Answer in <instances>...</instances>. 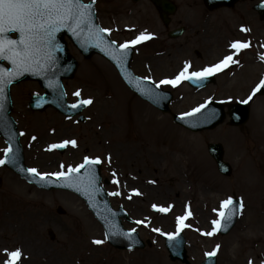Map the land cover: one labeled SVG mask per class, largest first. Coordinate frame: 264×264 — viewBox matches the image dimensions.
<instances>
[{"label":"rangeland","instance_id":"1","mask_svg":"<svg viewBox=\"0 0 264 264\" xmlns=\"http://www.w3.org/2000/svg\"><path fill=\"white\" fill-rule=\"evenodd\" d=\"M82 1L88 3L93 0ZM174 1L178 6L177 13L171 24L165 27L149 0L137 4L128 0H94L98 23L111 29V37L118 44L135 38L141 32L153 34L151 39L136 46L132 68L136 74L150 78L158 85L163 79H173L186 63L191 65L189 71H198L219 62L225 55L235 52L230 48L234 41L250 43V47L234 56L238 64L215 74L216 84L203 90L190 88L185 80L176 86L160 85L174 95L170 114L154 110L129 92L106 60L94 56L87 61L72 46L70 52L79 61L80 71L72 81L65 83V87L71 102L74 91L79 89H83L84 95L92 100L85 111L88 124L78 128L72 120H64L54 112L30 115L26 95L38 90L34 84L25 83L21 85L23 91L17 88L13 94V117L22 133L27 166L40 173H55L67 171L69 166H78L86 156L100 157L103 179L112 182L106 187L107 191L121 193L111 198L112 206L130 210L132 223L123 222L124 227L127 230L135 228L142 240L151 241V246L144 250H116L107 243L103 228L78 197L61 191H41L0 165L3 182L0 188V264L9 259L5 249L13 251L19 248L22 251L26 246H35L41 256L50 255L53 261L49 264H182L169 259L162 233L177 232V215L184 216L188 211L192 215L185 223L190 226L180 232L186 239L189 264H201L206 253L213 251L216 245H220L216 254L218 264H264V196L257 199L264 189L261 185H264V142L259 138L263 137L264 122L258 126L259 117L264 120V97L248 101L251 115L243 127L230 126L227 117L216 130L194 134L172 122V114H186L207 101L216 100L228 106L247 100L264 75V60L260 59L264 55V20L250 11L253 10L250 5L248 8L242 4L235 12H210L202 0ZM249 1L255 5L264 0ZM246 9L249 11L243 12L245 15L241 17V11ZM178 27H184L186 32L180 38L170 39L168 32ZM196 52L200 55L196 56ZM146 63L151 64V70L143 66ZM49 125L56 126L54 135L47 131ZM155 128L161 130L162 140L168 143V149L170 145L181 144L183 136L199 147L204 160L201 166H207L201 169L200 174L204 177L210 172L213 176L209 180L198 176L189 162L187 151L177 156L179 173L173 170L169 155L162 158L151 150L149 154L144 151L142 156L146 154L147 157L141 156L143 169L152 175L156 167L155 176L168 185L167 191L162 192L158 191L157 185L152 186L155 194L145 195L150 185H146L135 166L117 169L114 165L117 157L125 160L127 152L140 153L143 146L137 144V138L153 139ZM259 131L262 134L258 135ZM64 140L77 141L76 147L69 145L64 156L47 148L48 143L52 145ZM216 143L223 145L224 160L233 169L228 178L218 172L215 161L208 154V144ZM111 144L114 148H110ZM5 148L0 139V159ZM168 149L164 148L165 151ZM183 149L187 150V145ZM128 170L135 176H126ZM245 170L256 172L262 183L246 176L248 185L240 188V175ZM177 175H180V182L174 187L172 183ZM116 180L119 183H114ZM211 187L212 191L204 195L203 190ZM134 189L140 195L130 193ZM229 197L241 198L244 205L236 227L226 237L218 232L212 236L205 235L212 230V221L220 219L219 212L225 209L221 204ZM154 204L169 210L159 211L152 207ZM58 207H62L66 214L59 215L56 212ZM133 208H137L134 214ZM202 212L209 215L204 225H200V217L195 216V213L200 215ZM138 220L144 223L137 224ZM14 221H18L19 226L24 225L23 228L15 227ZM156 228L161 231H153ZM49 231L54 233V240L50 238ZM94 240L104 242L95 244ZM28 262L25 260L20 264Z\"/></svg>","mask_w":264,"mask_h":264},{"label":"water","instance_id":"2","mask_svg":"<svg viewBox=\"0 0 264 264\" xmlns=\"http://www.w3.org/2000/svg\"><path fill=\"white\" fill-rule=\"evenodd\" d=\"M137 1V0H134ZM162 11L172 14L175 11V7L168 2V0H153ZM206 5L210 9H215L221 6H233L237 0H204ZM92 4V24L98 26L96 22L95 4ZM262 15H264V4L255 7ZM100 27V26H99ZM68 35L73 43L84 53L87 57H91L94 54H99L109 60L118 70L124 82L129 88L137 93L142 99L150 102L163 112H169V104L172 101V95L169 92H163L161 89L155 87L150 81H144L136 77L130 68V62L133 57L132 47L125 53L123 49L118 48L116 44H112L109 37L102 33L103 43L97 47L96 41H89L85 34H81L79 37L74 36L68 29H61L55 35L54 43L59 45L53 51L55 57L54 62H50L44 68L47 69V74L41 76L39 71L23 72L19 75H14L10 83L3 85V93L0 94V135L11 147L12 152L7 153V160L4 163L6 167L13 170L23 179L29 183L37 185L39 188L45 190L61 189L75 193L81 199H83L88 205L89 209L93 212L96 219L104 227L107 239L111 245L119 249L130 248H144L145 244L138 239L136 233L127 232L121 225L120 218L127 217L122 209L114 211L109 203L108 194L103 188H101V172L100 164L86 166L76 174L75 179L72 181L74 186H68V182L63 179H52L47 177L46 179L40 176H34L28 172L24 164V155L22 147L19 143L20 135L17 132V127L13 119L9 116L11 112V99L9 97V86L12 83H18L27 78H33L42 81L50 93L56 94L61 97V102L50 100L48 103L58 109H61L63 113L74 115L67 111V105L65 104V96L63 95V87L61 80L65 77H70L74 72V63L68 59L67 49L64 43V36ZM103 49V50H102ZM112 52L113 56L108 55V52ZM11 64V62H10ZM13 65L11 64L12 70ZM189 84L194 88H203L209 83H214L213 77H208L205 80H191ZM257 95H264V89L257 92ZM38 104L41 100H34L32 106ZM229 114L231 117V123L233 125H243L249 119V106L246 104H236L229 107ZM226 117L224 106L218 102H212L202 108L199 112L189 114L184 117H174V121L181 124L193 132H200L204 130H212L224 122ZM209 152L211 156L217 162L220 172L225 176H230L232 173L231 167L223 162V148L220 144L209 145ZM94 173L95 181L94 188H85L88 185L89 177ZM108 183L107 181L105 182ZM1 185V180H0ZM77 187L80 190H77ZM232 208L235 210V215H232L231 220L225 219L223 221V227L219 231L222 235H227L236 225L241 211L239 199L233 200ZM58 212L64 214L62 209H58ZM226 215H230V210L227 208ZM166 239V247L170 252V258L173 261L180 260L183 263L187 262V252L185 249V239L183 235L179 234L174 240ZM204 264H216L214 257H209L208 261Z\"/></svg>","mask_w":264,"mask_h":264},{"label":"snow or ice","instance_id":"3","mask_svg":"<svg viewBox=\"0 0 264 264\" xmlns=\"http://www.w3.org/2000/svg\"><path fill=\"white\" fill-rule=\"evenodd\" d=\"M94 2V0H93ZM92 4L84 3L82 0H0V59L8 60L13 65L11 71L7 69L0 70V94L3 93V85L10 83L14 75H19L23 72L34 71L39 69L44 70V67L50 62L55 61L53 51L59 47L55 44V35L61 29H68L74 36L79 37L81 34H85L89 41H96L97 47L103 43L102 33H111V29L94 26L92 24ZM247 31V29H242ZM17 34L16 38H13L11 34ZM151 33L141 32L134 39L126 41L119 45L121 49L126 53L129 48L142 43L143 41L152 38ZM115 44L116 42H111ZM250 47L249 42L234 41L231 43L230 48L234 49V53L225 55L219 62L210 66L204 67L198 71H189L191 68L190 63H186L183 70L176 75L173 79H163L159 82L160 85H172L176 86L184 80H205L209 76H212L218 72L223 71L232 64H238L239 61L234 58L241 50ZM103 50V49H102ZM116 59V56L112 52L107 53ZM261 60H264V55H261ZM7 73V76L4 75ZM150 79V78H146ZM264 89V79H261L259 83L252 90L251 95L247 100L242 103H248L249 100ZM77 97L81 95L80 91L74 93ZM91 99L81 100L78 104H73V108L81 107L82 105L91 104ZM205 105H200L194 109V112H199ZM35 139V137H33ZM68 145L73 147L77 146L76 140H64L59 144L50 145V149L64 148ZM5 153H11V147L4 150ZM7 160L0 159V165H3ZM110 160V157H109ZM102 163L100 157H84L83 163L76 167L69 166L67 171L55 172V173H40L35 168H30L27 171L34 176H40L46 179L48 176H55L57 179H63L68 182V186H74L72 181L75 179L76 174L86 166L97 165ZM61 167H64L61 165ZM95 176L94 173L89 177L88 185L85 188H94ZM114 183H119L118 180ZM77 190H80L77 187ZM137 195H140L138 190H133ZM113 196L120 195L119 192L111 193ZM131 198V197H129ZM234 201L232 197L223 201L221 208H228L230 215H226L224 211L219 212L220 219L213 220V228L211 231L204 233L205 235L212 236L219 232L223 227V221L225 219L231 220L232 215H235V210L232 208ZM243 202L241 201L240 207L243 208ZM162 212H167L169 209L164 207L152 206ZM192 215L191 211H188L186 215L177 217V232L175 233H162L166 235L169 240H174L176 236L184 228L190 225L185 221ZM137 224H143L144 221L138 220ZM135 232L136 229L131 230ZM153 231L160 232L161 230L156 228ZM102 240H94L95 244H102ZM220 245H216V248L206 253L208 257H213L217 254ZM5 252L9 259L5 264H20L23 253L17 248L16 250L9 251L5 249Z\"/></svg>","mask_w":264,"mask_h":264},{"label":"bare ground","instance_id":"4","mask_svg":"<svg viewBox=\"0 0 264 264\" xmlns=\"http://www.w3.org/2000/svg\"><path fill=\"white\" fill-rule=\"evenodd\" d=\"M263 122H264L263 117L260 116L259 119H258V126H260ZM155 129H156L155 130V133H154L155 136H154L153 139L146 138L144 136H139L137 138V142H139L137 144L143 146V149L141 150L140 153L133 154L132 152H127L126 153L127 156H126L125 160L122 157H117L118 158L117 159V162H115L117 166L114 165L115 168H117V169H119V168H121V169H125V168L129 169V168H131V166H135V169L137 170V173H139L140 176L143 177V179L146 182V185H150V187L148 186L146 188L145 193H144L145 195H148V196H151V195H154L155 194V192H154L155 190L151 188L152 186L157 185L159 192H162V190L167 191L166 187L168 186L164 181L160 180L158 177L155 176L156 175V169H157L156 167L154 168L152 175H149V171L143 169V161L145 159L144 157L145 156L147 157V155L145 154L144 157L142 155L145 152L147 154H149L148 153L149 150H151L152 152H154V154L156 156H158V155L159 156H162V158L165 157V156L168 157L167 155H169L170 158H172L171 161H170L172 163V168H173V170L176 173H179V170H178V167H179L178 160H176L177 159V156L179 154H184L185 151H187V154L190 156V159H189L190 164L193 165L192 167L196 170L198 176L203 177V175L200 174L201 173V169H204L207 166H201V163H203L204 160H203V155H202L201 150L199 149V147H196L195 145H192V143H189L186 140V137L183 136L182 137V143L181 144L179 143V144L170 145V149H168V147H169L168 146V143L166 141L162 140L161 130H159L157 128H155ZM254 132H257V130L254 131ZM260 134H262V132L259 131L258 135H260ZM259 138H260V140L262 142H264V140H263L264 133H263V137L260 136ZM182 145L183 146H186L187 145L188 149L187 150H184ZM119 147H120V145L118 146V148ZM165 147H167L168 151H165L164 150ZM110 148H114V145L111 144L110 145ZM139 162H141V163L139 164ZM119 165H121V166H119ZM123 165H125V166H123ZM132 175H134V174L132 172H130V170H128V175H126V176H130V178H131ZM179 176L180 175H177V177L174 178L175 181H176V182L174 181V184L172 183V185L174 187L179 186L178 185V182H180L179 181ZM212 176L213 175L209 172L203 178L205 180H209ZM246 176H249V177H251L253 179H256L258 181V183H262V182H260L259 176L256 174V172L249 171V170H245L240 175V182L238 183V186L240 188H244V186H247L248 185V183H247L246 180H249V178L246 177ZM181 183L183 184V182H181ZM181 183H179V184H181ZM261 185L264 188L263 183ZM194 187L197 188L198 186L195 185ZM212 188L213 187H211V189L210 188H206V191L203 190V194L204 195L205 194L206 195L209 194L210 193V190L212 191ZM260 194H261V196H258L257 197V199H259V200L264 196V189L261 190V193ZM141 196H143V194H141ZM177 216L180 217L179 214ZM195 216L200 217V220H201V221H199L200 225L206 224L207 223V220L209 219L208 218L209 215H207L204 212H202L200 215L198 213H195ZM17 223H19V222L18 221L17 222L14 221V225H16L15 227L18 226L20 228H23L24 225L20 224V226H19V224H17ZM24 234H25V232H24ZM36 250H37V248L35 246H31V247H29V246L27 247L26 246V247H24V249L22 250L23 256H22L21 261L28 260L29 261L28 264H40L39 262H42V263L45 262L46 264H49L50 262L53 261V258L50 255L45 254V255L41 256V255H39L36 252ZM44 257H45V261H44ZM42 258H43V261H42Z\"/></svg>","mask_w":264,"mask_h":264},{"label":"flooded vegetation","instance_id":"5","mask_svg":"<svg viewBox=\"0 0 264 264\" xmlns=\"http://www.w3.org/2000/svg\"><path fill=\"white\" fill-rule=\"evenodd\" d=\"M243 3H244L246 6L251 5V1H249V0H244ZM146 67H149V68H150V66H148V65H146ZM87 123H88V121H87ZM87 123H86V124H87ZM133 211H136V208H133Z\"/></svg>","mask_w":264,"mask_h":264}]
</instances>
